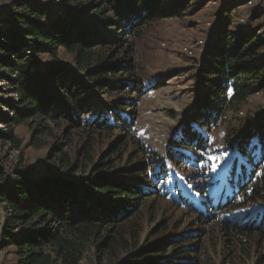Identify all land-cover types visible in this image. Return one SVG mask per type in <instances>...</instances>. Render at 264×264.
Segmentation results:
<instances>
[{"label": "trees", "instance_id": "trees-1", "mask_svg": "<svg viewBox=\"0 0 264 264\" xmlns=\"http://www.w3.org/2000/svg\"><path fill=\"white\" fill-rule=\"evenodd\" d=\"M209 1L102 0L84 8L64 0L56 10L38 0H13L0 9V84L8 87H0V148L22 153L15 133L21 126L31 130L32 147L53 135L51 124L87 136L80 163L54 143L47 169L56 166L58 173L34 176L17 165L8 175L0 159L1 250L13 248L16 264H82L91 248L114 264H214L201 252V227L187 233L165 228L140 246L145 208L152 217L156 199L166 195L200 226L215 224L232 244L231 254L264 244V112L238 130L236 154L222 179L214 180L197 154L228 112L264 94V35H258L264 24L233 26L246 2L222 6L194 77L199 101L171 142L168 162L155 163L132 131L146 92L136 58L145 30L195 14ZM253 14L252 23L262 15ZM60 50L73 57L72 64L59 59ZM44 55L53 63L44 64ZM115 132L119 141L94 162L92 136ZM128 144L137 153L130 165L116 167L112 157ZM80 166L91 167L88 176L76 177ZM122 253L123 261H115Z\"/></svg>", "mask_w": 264, "mask_h": 264}, {"label": "rangeland", "instance_id": "rangeland-1", "mask_svg": "<svg viewBox=\"0 0 264 264\" xmlns=\"http://www.w3.org/2000/svg\"><path fill=\"white\" fill-rule=\"evenodd\" d=\"M56 10L63 8L64 0H38ZM84 8L89 3H101L102 0H78ZM227 0H210L205 7L195 14H186L182 18H170L153 23L145 30L143 37L137 47L136 58L143 69L144 81L146 82V92L136 106V125L133 134L139 138L145 149L155 156V163L168 162L166 152L169 149L174 137L186 123V117L199 101L200 89L194 77L198 74L199 62L203 58L207 45L213 36V29L218 26L221 17V9ZM13 0H0V9L8 8ZM254 6H258L255 8ZM260 9V11H259ZM254 11L261 13V18L254 23L250 18ZM233 26L242 28L243 26L257 29L264 24V0H255L253 6L245 5L239 7L236 13ZM234 13V12H233ZM264 29L258 31V35H264ZM194 45L192 53H187L185 48ZM44 64H52L53 59L49 55L41 57ZM59 59L63 63H73V57L65 50H60ZM2 91H7L8 87L0 84ZM0 95H2L0 93ZM127 96V94H126ZM124 96L113 95L112 98H102L106 101H115ZM249 103L238 111H230L220 120L217 126L210 131L207 148L197 153L206 162V167L211 171L214 180L222 179L226 169L231 164L236 154V143L240 139L239 129L242 125L251 124L260 114L264 112V94L251 97ZM50 125V124H49ZM53 135L43 136L41 145L30 146L32 132L27 126H21L15 130L17 137L22 141V153L12 150L9 146L0 148V159L11 175L12 170L21 165L27 172L34 176H43L50 173H58L56 166L51 171L47 169L50 161V151L55 142L60 141L64 152L80 163L82 145L87 136L81 132L72 130L67 125L56 127L51 124ZM0 129L3 126L0 123ZM228 138V135L234 131ZM237 130V132H236ZM94 162L98 161L100 154L106 153L110 147L119 141L120 134L115 132L112 135H94ZM125 141L119 142L122 146ZM233 147V148H232ZM137 150L130 144L124 147L122 153L114 155L113 161L116 167H125L131 164ZM226 154V155H225ZM132 155V156H131ZM134 155V156H133ZM224 155V159L216 171H212L215 163L210 161V156ZM86 165V164H84ZM91 167L80 169L76 177L89 175ZM213 180V181H214ZM181 184V183H180ZM192 197V194H189ZM155 212L150 217L149 210L145 208L146 219L143 223V232L140 238V246L146 244L153 234L176 227L181 233L196 231L201 227L203 235L200 237L201 252H206L214 264H264V244H247L243 251L231 254L232 244L228 242V237L220 234L218 228L213 225H202L195 220V216L190 215L182 208H178L171 201V196L157 198L155 201ZM149 213V215H148ZM245 211L243 212V214ZM4 211L0 208V223L3 219ZM180 227V228H178ZM207 249V250H204ZM13 248L1 250V230H0V264H16ZM125 255L119 254L115 261L121 262ZM82 264H114L107 258L100 259L94 248L88 249L85 253Z\"/></svg>", "mask_w": 264, "mask_h": 264}, {"label": "snow or ice", "instance_id": "snow-or-ice-1", "mask_svg": "<svg viewBox=\"0 0 264 264\" xmlns=\"http://www.w3.org/2000/svg\"><path fill=\"white\" fill-rule=\"evenodd\" d=\"M224 158H225L224 155H221V156H210V157H208V159L210 161H213L215 163V167L212 168V171H216V169L220 166V164L222 163V161H223Z\"/></svg>", "mask_w": 264, "mask_h": 264}, {"label": "built area", "instance_id": "built-area-1", "mask_svg": "<svg viewBox=\"0 0 264 264\" xmlns=\"http://www.w3.org/2000/svg\"><path fill=\"white\" fill-rule=\"evenodd\" d=\"M244 2H246V5H249V6H253L254 5V2H255V0H243ZM255 8H258V6H254V10H255ZM259 11H260V9H259ZM194 48V45H188L186 48H185V51L187 52V53H192V49Z\"/></svg>", "mask_w": 264, "mask_h": 264}]
</instances>
